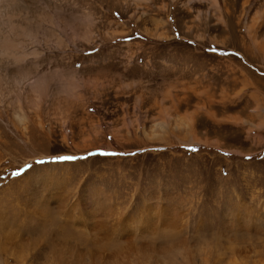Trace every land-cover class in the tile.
<instances>
[{"label":"rangeland","instance_id":"374dc122","mask_svg":"<svg viewBox=\"0 0 264 264\" xmlns=\"http://www.w3.org/2000/svg\"><path fill=\"white\" fill-rule=\"evenodd\" d=\"M31 2L0 22V264L90 260L63 196L110 203L108 259L264 264V0Z\"/></svg>","mask_w":264,"mask_h":264},{"label":"bare ground","instance_id":"6f19581e","mask_svg":"<svg viewBox=\"0 0 264 264\" xmlns=\"http://www.w3.org/2000/svg\"><path fill=\"white\" fill-rule=\"evenodd\" d=\"M12 1V0H11ZM42 2V0H40ZM36 2V0H35ZM28 3V4H27ZM31 0H23V4H22V9H19V4H20V0H13V4L12 3H8L5 4L4 0H0V22H2L3 24H7V25H11V26H15V22H22V16L24 15V11L30 9V4H31ZM66 3V2H65ZM39 4V3H38ZM35 5V4H34ZM45 5V4H44ZM54 5V4H53ZM55 6V5H54ZM39 8V7H38ZM42 8V6H40V9ZM44 8V7H43ZM54 8V7H53ZM33 12V11H32ZM43 12H45L43 10ZM52 12V11H51ZM38 15V13H36ZM35 14V15H36ZM47 14V12H46ZM53 14V13H52ZM57 14V13H56ZM50 15V13H49ZM25 17V16H24ZM30 17V16H28ZM34 17V16H33ZM37 17V16H36ZM32 18V17H31ZM25 19V18H24ZM27 19V17H26ZM39 20V18H37ZM32 20V19H31ZM30 21V19H29ZM16 22V23H18ZM35 22V21H34ZM31 23V22H30ZM40 23V22H39ZM52 23V22H51ZM20 25V24H19ZM22 26V25H21ZM40 26V25H39ZM17 27V26H16ZM12 49V47L10 46V43L7 40H4L3 43L0 45V56H2V58L0 59H5L9 56V52ZM19 46L16 47L13 52L15 53H19ZM1 61V60H0ZM8 74L5 73L4 71L0 72V80L1 77H5ZM5 80V79H4ZM2 82V81H0ZM4 83V82H3ZM18 84V83H17ZM3 85V84H2ZM1 86V85H0ZM2 88V87H1ZM4 89V87H3ZM21 122V121H20ZM190 125H188L189 127ZM163 138V137H162ZM49 178H42L40 179L41 182L45 181V180H50V175L48 176ZM52 181V180H51ZM60 195V194H59ZM69 197V196H67ZM66 197V198H67ZM69 198L65 199L64 196L60 201V209L62 210V213L66 216L69 217L71 219H74V221L69 222V224L71 225V229L73 231V233H75V235H79L81 233V236H85V237H90L87 235L92 234V236L89 238L91 240V242L93 243V249L91 251H88V253L90 254V260H88L87 262H84V255L85 250L81 247V244H75V245H65L64 249H62L61 252H63L64 254H62L64 257L61 256H56V254L54 255L55 257H53V260L55 259L56 261H60V264H146V262L149 263H154V264H158V263H162V264H168V259L164 258V256L162 254L158 255L156 254H152V256L148 257L147 254L143 255V253L139 256L137 255V251L130 254V252L127 253V251L125 253H127L126 256L122 255L121 257L124 256V258H118L115 257L116 259H108L104 256H101L102 254L99 253L98 251H100L103 247L107 246L109 243H111L112 241L114 242L115 240L118 241H122V239L124 238V234H126V230H117V225L120 224V222H112L108 217V208L107 206L110 205L109 202H106L104 205H100L98 203V205L93 206L90 209H86L85 206H82L81 204L77 203L76 205H72L70 206V202L67 201ZM102 200V199H101ZM150 200V199H149ZM109 201V200H108ZM148 201V200H147ZM93 202V201H92ZM96 202V201H95ZM73 204V203H72ZM102 204V203H101ZM89 206V205H88ZM146 206V205H145ZM168 207V206H167ZM153 208V207H152ZM157 208V214L161 215L163 213H165L166 211L161 208L160 205H156ZM169 210V209H168ZM154 211V210H153ZM170 211V210H169ZM168 211V212H169ZM173 212V210H172ZM171 213V212H170ZM174 213V212H173ZM141 215V214H138ZM109 216H112V212L109 214ZM174 216V215H173ZM178 216V215H177ZM140 217V216H139ZM170 217V216H169ZM171 218V217H170ZM76 220V221H75ZM126 220V219H125ZM166 221L169 222V220L166 219ZM172 222V221H171ZM68 224V225H69ZM80 225V227L77 226ZM247 225V224H246ZM132 226V225H131ZM129 226V227H131ZM69 227V226H68ZM88 230L89 233L85 234V231ZM95 235V237H94ZM1 236V235H0ZM8 237H5L4 240L0 241V252L3 253H8L9 251V246L6 245L7 240L6 239ZM11 237H9L10 239ZM115 238V239H113ZM126 238V237H125ZM87 239V238H86ZM13 241V239H12ZM11 241V242H12ZM9 242V241H8ZM72 242V241H71ZM116 242V241H115ZM10 245V243H9ZM63 247V246H62ZM100 249L97 251V248ZM87 249V248H86ZM147 252V251H146ZM149 252V250H148ZM105 253V252H104ZM115 256H117V251L115 252ZM139 253V252H138ZM161 253V252H160ZM88 254V255H89ZM97 254L99 256H97ZM114 255V254H113ZM143 255V256H142ZM101 256V257H100ZM183 256V255H182ZM188 256V255H187ZM72 257V258H71ZM88 257V258H89ZM78 258L80 259V261L78 260ZM114 258V256H113ZM122 259V260H121ZM58 261V262H59ZM171 261V260H170ZM55 262V261H54ZM173 262V261H172ZM171 262V264H172ZM53 263V261H52Z\"/></svg>","mask_w":264,"mask_h":264},{"label":"snow or ice","instance_id":"6c2138e0","mask_svg":"<svg viewBox=\"0 0 264 264\" xmlns=\"http://www.w3.org/2000/svg\"><path fill=\"white\" fill-rule=\"evenodd\" d=\"M61 159H63V160H70V159H72V157L64 156V157H61ZM17 175H18V174H17Z\"/></svg>","mask_w":264,"mask_h":264}]
</instances>
